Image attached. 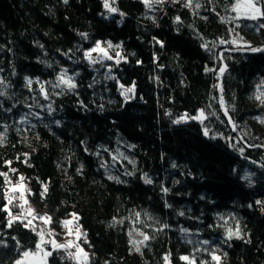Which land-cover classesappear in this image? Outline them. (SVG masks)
Returning <instances> with one entry per match:
<instances>
[{"label":"trees","instance_id":"1","mask_svg":"<svg viewBox=\"0 0 264 264\" xmlns=\"http://www.w3.org/2000/svg\"><path fill=\"white\" fill-rule=\"evenodd\" d=\"M108 1L0 0V264L40 243L11 183L53 230L75 219L87 264H264V16ZM100 42L121 60L93 64Z\"/></svg>","mask_w":264,"mask_h":264},{"label":"rangeland","instance_id":"2","mask_svg":"<svg viewBox=\"0 0 264 264\" xmlns=\"http://www.w3.org/2000/svg\"><path fill=\"white\" fill-rule=\"evenodd\" d=\"M238 2V0H237ZM248 0H239V8L237 11H235V17L234 20H257L262 17L259 13H256L253 9L248 8L247 5ZM255 3L257 4V7L261 9V2L260 0H255ZM108 6L106 7L107 10L112 11V4L111 1L107 2ZM237 4V3H236ZM160 5H163V3H160ZM262 12V10H261ZM109 16V15H107ZM252 16H256L255 19L251 18ZM245 24V23H244ZM237 26H243L241 23H236ZM246 25V24H245ZM238 33L233 34V38L239 39L234 40V43L236 45L244 46L249 45V37L241 33L240 30H236ZM239 43H238V42ZM99 48L97 46L95 49L96 51H89V55H87L88 59L93 64H101L102 62L107 60H114L115 62H119L121 60L120 54L116 52V47L111 44H103L102 42L98 43ZM111 45V46H109ZM103 49V51H101ZM222 62L224 61L223 58H219ZM259 97H262V95L259 93ZM223 110H227L225 106H223ZM202 112V111H201ZM201 112L199 113L201 115ZM204 114V112H203ZM197 117V116H196ZM194 117V118H196ZM200 117V116H199ZM198 118V117H197ZM189 120V119H188ZM234 131L238 132V128L234 125L233 127ZM8 199H9V206H19V216L23 221L27 223L28 226L33 227L34 229H37V231L40 233V246L41 251L38 252V250L34 252H29L30 254L28 256L23 255L21 259L18 261L20 264H49V258L51 256L47 253H51L52 250L49 249L51 247L52 249H61L65 248L66 252L70 254L71 258L77 263V264H87L88 260V253L80 243V239L83 237L82 231L78 229L75 224V219L71 218L68 220H71L72 223L68 226H64L62 224L61 231L53 230L50 227V222H46L45 220L40 219V214L36 213V211L33 209V207L29 204L28 197L26 194V189L24 187L23 183L13 184L11 183L8 189ZM14 209V208H13ZM66 221V220H65ZM71 231V234L69 232ZM41 236H43V240H41ZM71 243V247H55V245H66ZM82 249V251H80ZM36 255H32V253H37ZM84 253H87V258H85ZM17 261V262H18ZM17 262L15 264H17ZM187 262L189 264H194V262L191 259H187ZM217 263L220 264V259L217 260Z\"/></svg>","mask_w":264,"mask_h":264},{"label":"snow or ice","instance_id":"3","mask_svg":"<svg viewBox=\"0 0 264 264\" xmlns=\"http://www.w3.org/2000/svg\"><path fill=\"white\" fill-rule=\"evenodd\" d=\"M65 2H67V0H65ZM155 2L156 3H163L164 0H155ZM145 3L146 4L150 3V0H145ZM190 5H191V0H188V3L186 4V6H190ZM107 6H108V4H107V0H106V7ZM239 6L240 5H239V0H238L237 4L233 6V11H237ZM246 6L248 8L253 9L256 13H259L260 15L264 16V12H261V9L259 7H257V4L255 3V0H248ZM196 7H199V5H196ZM111 10L112 11H116V9H111ZM251 18L255 19L256 16H252ZM177 20L179 21V17H177ZM109 46H111V45H109ZM161 46H163L162 43H161ZM97 48H99V45H97ZM96 50L97 49L94 48L91 51H96ZM251 50L254 51V52L264 51V49H261V48H251ZM101 51H103V49H101ZM86 55H89V53H86ZM220 71L223 72V69H221ZM61 79L63 80V77H61ZM63 82L68 84L69 87H73L74 86V85L71 84L70 80L63 81ZM29 83H31V81H29ZM129 91H131V89H129ZM257 99H260V97H257ZM201 115H203V112H201ZM176 122L179 123V121H176ZM262 123H264V121H262ZM205 134L207 135V130L205 131ZM2 143H3V138L0 137V144H2ZM8 163L10 164L11 162H8ZM0 175H3L5 177L7 176L6 173H0ZM23 179L24 178L21 176L20 180L22 181ZM147 182L150 183L151 181H147ZM45 191H46V188H45ZM165 191H167V189H165ZM72 215H73V217H75L74 213ZM137 215H139V214H137ZM40 219L45 220L46 222H50L51 221V217H48V216L40 217ZM62 223H63L64 226H68V225H70L72 223V221L71 220H66V221H63ZM78 229H79V226L77 225V231H78ZM69 234H71V231L69 232ZM232 235H235L237 238H243L240 235L239 227H237L235 233L229 231V238H231ZM144 238H145V240L149 239V237H147V236H145ZM41 240H43V236H41ZM205 243H207V241H205ZM71 246H72L71 243L66 244V245H59V244L55 245V247H71ZM36 247H37L38 252L41 251V246H40L39 243L36 245ZM80 251H82V249ZM136 251L139 252L140 249L136 248ZM38 252L37 253H32V255H36V254H38ZM29 254H30L29 252H25L24 253L25 256H28ZM47 254L50 255L51 253H47ZM84 256H85V258H87V253H84ZM182 259L187 260L188 257H182ZM214 259L219 260L220 258L219 257H214ZM17 264H20V262L18 261Z\"/></svg>","mask_w":264,"mask_h":264},{"label":"water","instance_id":"4","mask_svg":"<svg viewBox=\"0 0 264 264\" xmlns=\"http://www.w3.org/2000/svg\"><path fill=\"white\" fill-rule=\"evenodd\" d=\"M222 69H223V72H221V75L223 76V75L226 73V71H227V67H226V65H223V66H222ZM219 88H221V84L219 85ZM224 115H225L226 119L228 120V122H229L231 128H233V127H234V122H233V120H232V118H231V116L229 115V113H228L227 110H224Z\"/></svg>","mask_w":264,"mask_h":264},{"label":"bare ground","instance_id":"5","mask_svg":"<svg viewBox=\"0 0 264 264\" xmlns=\"http://www.w3.org/2000/svg\"><path fill=\"white\" fill-rule=\"evenodd\" d=\"M222 63H223L222 66H223V65H226V67H227V64H226L224 61H223ZM227 68H228V67H227Z\"/></svg>","mask_w":264,"mask_h":264},{"label":"built area","instance_id":"6","mask_svg":"<svg viewBox=\"0 0 264 264\" xmlns=\"http://www.w3.org/2000/svg\"><path fill=\"white\" fill-rule=\"evenodd\" d=\"M165 2H163V4H164ZM69 256H70V254H69ZM71 257V256H70Z\"/></svg>","mask_w":264,"mask_h":264}]
</instances>
